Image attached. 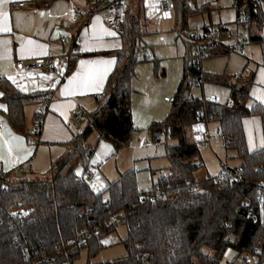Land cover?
<instances>
[{"label": "trees", "instance_id": "1", "mask_svg": "<svg viewBox=\"0 0 264 264\" xmlns=\"http://www.w3.org/2000/svg\"><path fill=\"white\" fill-rule=\"evenodd\" d=\"M53 1L35 0L39 6H48ZM178 4L179 0H175L178 25L185 31L190 28L189 17L199 13L202 6L197 0H184L180 15ZM236 7L237 20L245 14L241 24L251 22L264 27V0H236ZM146 24L144 16L136 15L130 8L126 10L120 33L123 44L112 52L117 58L116 65L98 97V105L88 114L86 126L73 133L66 151L52 162L47 175L12 180L0 170V264H74L82 248L87 249L86 264H225L228 250L244 252L257 242L264 245V203L258 198L262 192L259 182L264 179V144L250 150L243 125L245 117L258 115L264 135V104H248L254 74L239 72L236 73L239 78L235 79V74L206 72L201 61L194 60V47L200 58L233 51L219 36L211 48L198 45L194 39L200 32H213L215 27L228 29L226 24L199 25L190 31L188 36L193 42L188 39L183 75L171 110L163 121L151 126L153 132L161 129L167 138L177 140L176 144L166 146L167 173L152 178L148 190L139 187L134 169L122 173L102 191L94 190L85 178H75L79 165L83 167L79 173L91 169L95 148L86 141L92 132H98L100 139L111 141L116 149L131 143L136 130L132 117V80L141 61ZM201 37L204 39V35ZM248 37L264 44L262 35ZM153 57L158 65L159 59ZM196 78L201 80L200 84L226 86L228 99L221 102L187 96L185 89ZM0 87L8 105L10 124L16 131L30 135L26 130L25 106L43 95L23 92L4 78ZM204 120L218 122L226 158H237L240 164L225 166L228 172L223 170L197 179L200 146L197 141L189 140L187 127ZM233 173H238V178H232ZM155 190L161 194L152 200L149 195ZM247 199L257 220L238 212ZM113 214H118L120 220L109 221ZM120 222L128 229L123 239L126 255L93 262L92 258L104 247V235L114 231ZM95 224L101 226L99 232L91 230L79 245L70 243L82 227L91 229ZM140 249L147 255L136 256ZM211 249L215 251L213 255L208 253Z\"/></svg>", "mask_w": 264, "mask_h": 264}, {"label": "crops", "instance_id": "2", "mask_svg": "<svg viewBox=\"0 0 264 264\" xmlns=\"http://www.w3.org/2000/svg\"><path fill=\"white\" fill-rule=\"evenodd\" d=\"M95 1L54 0L48 6H39L35 0H4L3 4H0V12L5 14L0 27L7 26L9 29L0 31V80L4 78L10 81L23 92H40L43 95L41 99L25 106L26 130L33 126L37 117L43 119L40 133L32 136L16 131L10 124L7 117L8 105L3 99L4 92L0 87L2 93L0 105L3 106L0 107V170L12 180L35 178L47 173L52 162L66 151V143L72 138L73 133L86 126L88 114L98 105V97L116 65L117 58L112 52L121 48L123 43L121 34L112 30L107 24L111 1L101 0L99 7L94 6ZM129 1L126 2L127 9L130 8ZM230 1L197 0V4L202 6L201 10L190 17L209 14L208 23L203 22L200 25L220 23L228 25L229 16L233 14L228 16L220 13L216 16L214 12L225 8L227 5L225 3ZM21 2H25L24 5H20ZM159 4L160 0H155L153 6L160 12ZM190 5L194 4L190 2ZM144 17L147 22L146 30L149 31V21L146 16ZM176 25L179 27L178 24ZM77 39H80L78 50L74 48ZM160 39L164 40L165 36H160ZM142 51L141 49V53ZM149 51L154 53L152 47ZM37 57H50L55 63V68L29 70L15 63L17 59L29 61ZM251 57H253L252 53L250 57L245 58L247 63L242 69L245 75L254 74L249 106L256 103L264 104V65L257 61L252 66H248ZM81 61L86 63L81 65ZM104 61H112V63H102ZM78 73L80 75L77 81L70 83ZM79 81H89L90 84L85 87ZM45 95L47 98H44ZM131 102L133 103L132 98ZM40 108L42 112L39 113ZM76 113H83L77 121L74 119ZM133 120L136 125L134 116ZM83 121L84 125H82ZM213 125L216 132L210 129ZM243 125L249 149L253 151L262 147L264 135L261 118L258 115L247 116L243 120ZM159 130L160 134H155L157 138L163 134L161 129L156 130L155 133ZM201 130L210 131L212 141L215 133L219 135L218 122L204 120L194 123L191 131L194 134L192 137L195 138L192 141L197 139L203 141L199 135ZM15 137L22 139L18 141ZM99 139V133L94 131L86 143L95 148ZM199 160L203 165L201 159ZM238 162L240 164V160ZM90 163V170L97 172L100 164L92 165L91 160ZM22 165H25L24 169ZM126 171L128 170H118L117 176L112 180L108 179L103 189ZM161 172L167 173L165 168H161ZM19 175L26 177H18Z\"/></svg>", "mask_w": 264, "mask_h": 264}, {"label": "rangeland", "instance_id": "3", "mask_svg": "<svg viewBox=\"0 0 264 264\" xmlns=\"http://www.w3.org/2000/svg\"><path fill=\"white\" fill-rule=\"evenodd\" d=\"M125 1L127 2V0ZM154 3L155 0L129 1L130 9L136 15L146 16L149 21V31L144 35L142 41L141 61L132 80V95L135 93L132 97V117L134 116L135 119L136 125L134 124V126L136 130L133 133L131 143L122 145L118 149L111 141L104 138L99 139L96 143L91 161L92 165L97 166V164H100V166L97 169L95 178L90 180L92 188L96 191L103 190L108 179L112 180L117 176L118 170L131 169L136 171L139 187L143 190L150 188L152 178L155 180L161 176V168L168 166V159L165 156L167 144L174 145L177 143L175 138H167L164 132L159 138L155 137V132L151 130V126L154 123L163 121L171 110L172 104L166 102L164 96H174L178 91L183 75L184 54L187 51L188 42H193L188 36L189 31H192L193 27L203 24V22L208 23L210 16L209 14L192 16L189 19L190 28L179 31L180 26L176 25L178 24L176 7L172 10L170 17L163 16L162 12L157 11L153 6ZM225 5L226 7L220 8L219 12L218 10L214 12L216 16L220 13H225L228 16L233 14V16H229L228 20L230 22L227 25L233 31V34L228 35L227 30H224L219 36L225 45H234L238 37L243 38L244 36L256 34L264 36V27H259L256 23L247 22L245 26L240 23L237 28L235 0L225 3ZM243 18L245 19L244 13L241 14V19ZM162 35L165 36L164 40L160 39ZM263 45V43L249 40L245 44V54L239 51H230L229 54L204 55L201 58L196 55L197 52L194 47V60H200L201 67L206 72L229 75L237 72L244 73L242 69L247 63L245 58L250 57L251 53L253 57H251L252 60H250L248 66H252L257 61L262 63ZM151 47L154 53L149 51ZM145 53L151 54L152 58L143 60L142 55ZM153 56L159 59L158 65H155ZM185 94L206 99L217 97V100L224 102L228 99L229 89L224 85L210 82L200 84L194 79L185 89ZM84 124L83 121L82 125ZM187 129L189 140H194L195 137H192L194 134L191 131L192 125ZM210 129L216 132L214 125ZM196 141L199 143V156L203 162V165H200L195 172L196 177L204 178L206 174L215 175L223 171L225 166L235 167L239 164L237 158H226L223 138L220 135L215 133L208 146H205L200 139ZM82 169L83 167L79 165L78 170ZM46 175L47 173L38 177H45ZM18 177L23 178L26 176L19 175ZM127 234V225L124 222L118 223L114 231L104 235V247L92 258V261L102 262L125 256L127 249L123 239L127 237ZM86 263L87 249L82 248L74 264Z\"/></svg>", "mask_w": 264, "mask_h": 264}, {"label": "built area", "instance_id": "4", "mask_svg": "<svg viewBox=\"0 0 264 264\" xmlns=\"http://www.w3.org/2000/svg\"><path fill=\"white\" fill-rule=\"evenodd\" d=\"M111 5H110V13L107 17V24L108 26L116 31L117 33H122L123 32V24L126 19V1L125 0H110ZM25 2H21L20 5H24ZM101 4V0H96L94 3L95 7H99ZM160 11L162 12L163 16H171L172 15V10L176 7L175 5V0H160ZM241 23V18L236 21V26L238 28L239 24ZM236 28V29H237ZM227 30V34L231 35L233 34V31L231 29H224ZM224 30H221L219 27L213 28V32L211 33H206L200 32L199 35L195 36L194 39L197 40L198 45H207L208 48L213 47V43L216 41V37L220 36ZM204 35V39L201 37ZM80 42V39H77V44L74 46L76 50H78L80 47L78 43ZM249 42V37L244 36L243 38H237L236 43L234 45H229L230 49L233 51H239L241 53H245V44ZM204 51H201L200 55H203ZM152 58L151 54L145 53L142 55L143 60H149ZM16 65L21 66L25 69L29 70H52L55 68V63L50 57H37L33 60L25 61L23 59H17L16 60ZM234 78L237 79L239 78L238 74L234 75ZM197 79V78H196ZM198 83L201 82V80L197 79L196 80ZM44 98H47L45 95ZM164 99L166 101H169L170 103L174 101L173 96H165ZM213 100H217V97H213ZM42 112V109H39V113ZM83 113H76L74 114V119L77 121L82 117ZM43 126V119L41 117H38L31 128L27 130V132L32 135L36 136L40 133L41 129ZM218 132V131H217ZM199 135L202 137L204 145L208 146L211 143V138L212 135L210 131L208 130H201L199 132ZM25 168V165H22V169ZM224 171H227V169L224 167ZM228 172V171H227ZM164 174V172H161ZM96 176V170H90L86 173H77L75 178L76 179H82L85 178L86 180H92ZM232 178H238V173H233ZM259 185L262 187V192L259 195V201L260 203H264V179L260 180ZM159 190H155L149 195V197L154 200L156 195H160ZM164 195V194H162ZM249 199H247V202H244L243 206L247 211L248 215L253 216L254 220H257L258 216L254 210L253 207L248 205ZM118 214H113L111 215L109 221H117L119 219ZM94 232H99L101 230V226L99 225H94L93 228H89L87 226L82 227L77 236L72 238L70 240V243L72 245H79L83 243L87 237L90 235L92 231ZM141 246L140 244H138ZM264 251V245L261 242H257L254 244V247L251 250L244 251V252H239L237 250H228L226 253V256L224 258L225 264H264V256H262V253ZM214 249H211L208 253L210 255H213ZM147 253L138 250L136 252V256L138 257H143L146 256Z\"/></svg>", "mask_w": 264, "mask_h": 264}, {"label": "snow or ice", "instance_id": "5", "mask_svg": "<svg viewBox=\"0 0 264 264\" xmlns=\"http://www.w3.org/2000/svg\"><path fill=\"white\" fill-rule=\"evenodd\" d=\"M4 0H0V4H3ZM4 13L3 12H0V24L3 23V18H4ZM43 15V13H42ZM9 29L7 28V26H3V27H0V31H8ZM109 34H112L114 35V33H109ZM29 43H31V41H29ZM23 50V49H22ZM86 62L85 61H81V65H84ZM102 63H107V64H111L112 61H104ZM79 73L77 74V76H74L72 78V80L70 81V83H73L74 81H77V78L79 77ZM46 79H48V77H45ZM83 86L87 87L89 86L90 82L89 81H79ZM0 95H2V93H0ZM0 107H3L2 105H0ZM16 140H21L22 138L21 137H15ZM78 174H79V170H78ZM98 190V189H97ZM15 215V213L13 214Z\"/></svg>", "mask_w": 264, "mask_h": 264}, {"label": "water", "instance_id": "6", "mask_svg": "<svg viewBox=\"0 0 264 264\" xmlns=\"http://www.w3.org/2000/svg\"><path fill=\"white\" fill-rule=\"evenodd\" d=\"M178 6H179V13H180V15H181L182 9H183V7H184V0H179V4H178ZM160 132H161V131L159 130V131H157L155 134H156V135H159ZM238 212H239L240 214L244 215V216H248V211H247L244 207H240V208L238 209Z\"/></svg>", "mask_w": 264, "mask_h": 264}]
</instances>
